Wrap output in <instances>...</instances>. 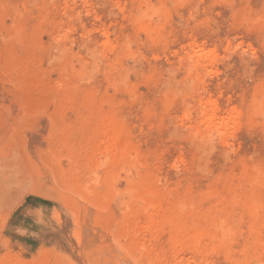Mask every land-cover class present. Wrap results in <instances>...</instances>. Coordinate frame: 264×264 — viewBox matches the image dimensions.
Instances as JSON below:
<instances>
[{
    "label": "rangeland",
    "instance_id": "rangeland-1",
    "mask_svg": "<svg viewBox=\"0 0 264 264\" xmlns=\"http://www.w3.org/2000/svg\"><path fill=\"white\" fill-rule=\"evenodd\" d=\"M0 264H264V0H0Z\"/></svg>",
    "mask_w": 264,
    "mask_h": 264
},
{
    "label": "bare ground",
    "instance_id": "bare-ground-1",
    "mask_svg": "<svg viewBox=\"0 0 264 264\" xmlns=\"http://www.w3.org/2000/svg\"><path fill=\"white\" fill-rule=\"evenodd\" d=\"M196 62V61H195ZM205 111V110H204ZM216 115V114H215ZM213 113L211 114V115H207L206 117L204 116V118H206V120H205V122H207V120H208V122L209 123H206V124H213L214 125V123H220V121L219 122H215V116ZM203 116V115H202ZM218 120H219V118H217ZM216 119V120H217ZM208 126V125H207ZM217 126H218V124H217ZM221 126V125H220ZM223 126V125H222ZM210 127H211V125H210ZM219 127V126H218ZM109 147H111V146H109ZM197 239V238H196Z\"/></svg>",
    "mask_w": 264,
    "mask_h": 264
}]
</instances>
